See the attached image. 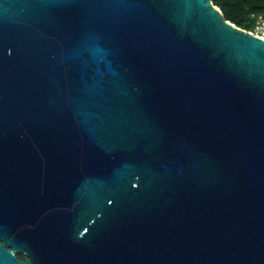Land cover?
Masks as SVG:
<instances>
[{
  "label": "water",
  "instance_id": "water-1",
  "mask_svg": "<svg viewBox=\"0 0 264 264\" xmlns=\"http://www.w3.org/2000/svg\"><path fill=\"white\" fill-rule=\"evenodd\" d=\"M0 264H264V37L214 0H0Z\"/></svg>",
  "mask_w": 264,
  "mask_h": 264
},
{
  "label": "trees",
  "instance_id": "trees-1",
  "mask_svg": "<svg viewBox=\"0 0 264 264\" xmlns=\"http://www.w3.org/2000/svg\"><path fill=\"white\" fill-rule=\"evenodd\" d=\"M214 3L223 10L227 19L248 30L254 28L252 14L264 13V0H214Z\"/></svg>",
  "mask_w": 264,
  "mask_h": 264
},
{
  "label": "built area",
  "instance_id": "built-area-1",
  "mask_svg": "<svg viewBox=\"0 0 264 264\" xmlns=\"http://www.w3.org/2000/svg\"><path fill=\"white\" fill-rule=\"evenodd\" d=\"M254 18V28L250 31L264 37V13L252 14Z\"/></svg>",
  "mask_w": 264,
  "mask_h": 264
},
{
  "label": "flooded vegetation",
  "instance_id": "flooded-vegetation-1",
  "mask_svg": "<svg viewBox=\"0 0 264 264\" xmlns=\"http://www.w3.org/2000/svg\"><path fill=\"white\" fill-rule=\"evenodd\" d=\"M22 256H24V257H22ZM18 257L20 259H27L26 255L24 253H21V252L18 253Z\"/></svg>",
  "mask_w": 264,
  "mask_h": 264
}]
</instances>
